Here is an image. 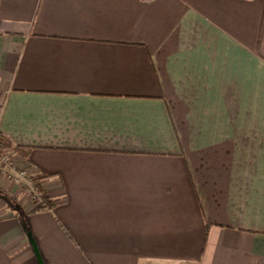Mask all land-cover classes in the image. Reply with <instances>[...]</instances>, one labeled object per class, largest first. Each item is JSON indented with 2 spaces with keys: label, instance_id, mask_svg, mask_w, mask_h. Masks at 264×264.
<instances>
[{
  "label": "crops",
  "instance_id": "1",
  "mask_svg": "<svg viewBox=\"0 0 264 264\" xmlns=\"http://www.w3.org/2000/svg\"><path fill=\"white\" fill-rule=\"evenodd\" d=\"M0 101V264H264V0H0Z\"/></svg>",
  "mask_w": 264,
  "mask_h": 264
},
{
  "label": "built area",
  "instance_id": "2",
  "mask_svg": "<svg viewBox=\"0 0 264 264\" xmlns=\"http://www.w3.org/2000/svg\"><path fill=\"white\" fill-rule=\"evenodd\" d=\"M144 1L151 2L154 0ZM1 110L2 102L0 101V115ZM8 146V141L0 136V173H3L7 177H10L14 183L21 186L24 193L28 196L34 207L42 201L44 191L38 190V188L34 185L32 181V177L29 176V173L26 170L12 167L13 165L10 163L9 157L6 154Z\"/></svg>",
  "mask_w": 264,
  "mask_h": 264
},
{
  "label": "trees",
  "instance_id": "3",
  "mask_svg": "<svg viewBox=\"0 0 264 264\" xmlns=\"http://www.w3.org/2000/svg\"><path fill=\"white\" fill-rule=\"evenodd\" d=\"M15 149L20 154H22L23 156L27 157L28 149H24L22 147H15ZM42 180H43V178H41V177L32 178V181H33L34 185L38 188V190L39 191H44L43 197H42L43 198L42 201L40 203H38V205H35L33 207L32 212L42 211V210H46V209H51L54 206L55 202H56V200L52 199L49 196V194L47 193V190L44 187ZM0 196H2V195H0ZM2 197L7 200L8 204H10V206L13 207V209L16 211V216L19 217V220L26 227L28 233H30V230L27 227L28 226V224H27V215H26L24 209L19 204L14 203L11 199H9V198H7L5 196H2Z\"/></svg>",
  "mask_w": 264,
  "mask_h": 264
},
{
  "label": "water",
  "instance_id": "4",
  "mask_svg": "<svg viewBox=\"0 0 264 264\" xmlns=\"http://www.w3.org/2000/svg\"><path fill=\"white\" fill-rule=\"evenodd\" d=\"M31 241L33 242L34 247H35L36 250H37L36 243H35V241L33 240V238H31ZM40 262H41V264H44V262H43V260L41 259V257H40Z\"/></svg>",
  "mask_w": 264,
  "mask_h": 264
},
{
  "label": "rangeland",
  "instance_id": "5",
  "mask_svg": "<svg viewBox=\"0 0 264 264\" xmlns=\"http://www.w3.org/2000/svg\"><path fill=\"white\" fill-rule=\"evenodd\" d=\"M31 202V201H30Z\"/></svg>",
  "mask_w": 264,
  "mask_h": 264
}]
</instances>
